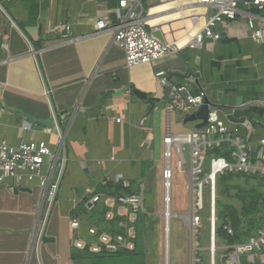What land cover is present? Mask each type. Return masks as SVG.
<instances>
[{
    "label": "crops",
    "instance_id": "obj_1",
    "mask_svg": "<svg viewBox=\"0 0 264 264\" xmlns=\"http://www.w3.org/2000/svg\"><path fill=\"white\" fill-rule=\"evenodd\" d=\"M151 1L143 0L145 15ZM118 2L10 0L0 6V141L10 146L45 141L52 152L59 149L62 168L51 205L43 203L35 186L0 183V264H83L71 258L74 243L93 239L82 220L80 230L70 227L73 211L116 176L133 185L136 194L142 188L145 202L163 199L159 178L166 164L167 127L172 134H186L201 122L167 114L156 69L191 95L205 90L211 106L230 112L240 108L233 116L247 125L236 126L252 157L264 138V111L258 105L264 102V43L251 38L248 26L252 19L258 28L264 10L240 6L234 20L213 27L218 40L188 46L184 43L199 23L190 21L193 6L178 7L192 4L159 0L148 11L147 30L155 37L168 35L178 51L153 65L127 67L112 32L96 29L99 19L116 22ZM64 26L68 31H61ZM183 155L188 163V148ZM172 204L169 192V215L183 219L189 209L173 213ZM171 220L165 203L168 240ZM240 264H264V251L241 256Z\"/></svg>",
    "mask_w": 264,
    "mask_h": 264
},
{
    "label": "built area",
    "instance_id": "obj_2",
    "mask_svg": "<svg viewBox=\"0 0 264 264\" xmlns=\"http://www.w3.org/2000/svg\"><path fill=\"white\" fill-rule=\"evenodd\" d=\"M9 1L0 0V6ZM156 1V4H158L159 0ZM179 1L186 2L187 0ZM155 6H148L145 15L143 0H119L115 11L116 22H111L108 18L97 21V32L104 30L112 32L113 44L123 51L127 67L144 64L153 65L168 55L176 54L178 51V45L172 39L170 40L168 35L160 33L161 38H157L148 32V11ZM187 6L204 10L205 16L200 15L190 18L192 23H200V27L194 39L185 44L199 46L204 39L218 40L220 35L213 32V27L224 20H234L240 6L254 7L258 11H263L264 0H196L192 5L186 2L183 7H178V9L187 8ZM174 10L177 11V9ZM212 11L213 14H211ZM248 26L251 30V38L256 42L264 43V18L258 28L255 27L252 19L248 20ZM62 30L68 31V27L64 26ZM6 38V36L3 37L4 40ZM2 47L4 51L7 50L5 43ZM154 78L159 87L166 92L163 98H166V112L168 115L177 113L182 121L184 117L194 114L204 105L206 100L205 90L201 89L196 95H191L185 86L171 83L166 71L163 69H156ZM258 105L264 111V102L258 103ZM237 110L241 109L234 108L231 110V114L233 115V112ZM222 113L219 110L209 111L206 127L199 130L194 129L186 134H172L169 127H167L163 139L166 163L164 170L165 182L171 179L170 161L173 150L178 157L177 172L188 174L189 181L186 190L191 194V205L193 206L190 226L196 235L198 234L205 204L204 190H207L210 203V264H215V251L217 249L214 235L216 177L227 173L264 176V138L259 140L258 151L252 157L248 145L239 137L238 127L236 125L233 128L229 127L225 114ZM116 122L119 123L120 119H116ZM242 125H245V123ZM245 126L247 127V125ZM224 145L229 147L230 160L223 157H212L207 160L209 150L221 149ZM185 148L189 149L188 163L184 160ZM59 152V149L55 153L52 152L45 141H22L18 146H10L5 141H0V183L10 180L17 186H35L43 193V203L51 205L55 200L62 177ZM47 164L48 168L46 169ZM113 182H122L124 186H127V183L120 176H116ZM101 199V195L92 194L84 205L85 211L87 213L93 211L96 205L101 202ZM116 203L119 204L117 210L119 215H123L124 209L130 210L134 214L143 213L145 205L143 189L141 188L139 193L131 196L109 198L107 204L112 207ZM112 217V211L106 214L107 220L112 219ZM70 227L76 231L80 230V219L72 217ZM119 227H123V224L119 223ZM224 229L228 235H232V230L229 227ZM87 234L93 241L77 240L74 243L77 249H88L92 253L114 254L121 250L132 251L134 248L133 243L121 234L111 236L108 233H99L95 227H88ZM195 240L197 241V236ZM196 246L199 248L198 242ZM223 250L226 253L222 264H240L241 256L263 252L264 223L246 242L224 247ZM198 251L195 253V264H201L197 254Z\"/></svg>",
    "mask_w": 264,
    "mask_h": 264
},
{
    "label": "rangeland",
    "instance_id": "obj_3",
    "mask_svg": "<svg viewBox=\"0 0 264 264\" xmlns=\"http://www.w3.org/2000/svg\"><path fill=\"white\" fill-rule=\"evenodd\" d=\"M157 3L152 0L150 5ZM176 12V11H175ZM213 14V11L211 12ZM159 32V31H158ZM160 34V33H159ZM177 155L175 151H172V158L170 161L172 175L170 179V193L172 196L173 213L187 212L190 209L189 205V193L185 191V182L188 180L182 174L177 173ZM165 167V165H164ZM164 170H162L160 180L161 191L163 199L156 204V196L153 199L146 200L144 205V212L141 213L146 217L143 225V242L141 245L142 251V264H165V223H164V211H165V179ZM233 185L238 186L240 189H234L228 196L220 197V200L225 205H233L238 213L247 210L251 201H257V208L255 211L247 217L242 216L241 221L243 223L242 228L248 229L250 226L248 223L253 222V226H257L263 222L264 219V180H243L234 179ZM253 191V192H252ZM205 204L201 215V223L198 228V234L196 235L192 230H189V222L184 218L181 219L178 215H171L172 220L169 224V264H191V257L193 258L192 264H195V253L198 251L199 257L202 259V264H210V214H209V196L207 190H204ZM171 208V207H170ZM209 214V217H208ZM125 215H127L128 221L134 223L136 214L127 209ZM128 233L130 238H133V229L129 226ZM198 237V241L195 237ZM168 241V239H167ZM200 244L197 248L196 243ZM193 248V249H192ZM222 253L216 249L215 254ZM168 255V254H167ZM219 256L215 257V264H220Z\"/></svg>",
    "mask_w": 264,
    "mask_h": 264
},
{
    "label": "trees",
    "instance_id": "obj_4",
    "mask_svg": "<svg viewBox=\"0 0 264 264\" xmlns=\"http://www.w3.org/2000/svg\"><path fill=\"white\" fill-rule=\"evenodd\" d=\"M212 157H223L230 160L227 145H224L221 149L209 150L207 152V160ZM234 179H243L246 181L258 179L259 181H263L264 176L259 177L245 175L243 173H227L216 177L214 235L215 247L222 253H219V255L215 254V257L219 256L220 264H222L225 259L226 252L223 250L224 247H230L234 244L246 242L258 229L262 227L264 223L263 219L261 224L254 227L253 222L250 221L248 223L250 226L248 229L242 228L243 223L241 221V217H247L251 214V212L255 211L258 204L257 201H251L248 209L244 210L241 214L238 213L233 205H225L221 202L220 197L228 196L234 189H240L238 186L232 184ZM132 186H124L122 182L114 183L113 181L104 183L93 193L102 196L101 202L96 205L95 209L88 213L85 211L84 205L90 199L87 198L83 201V203L76 207L73 211L72 217L79 218L84 224L88 225V227L97 228L99 233H108L111 236L118 234L124 235L127 240L133 243V250H121L118 253L107 254L103 252L92 253L87 249H74V251L71 252V258L74 262H81L83 264H142V262H140L142 258L141 245L143 242L142 228L146 217L140 212L136 213L134 223H130L125 215L118 214L117 210L119 208V204L116 203L112 207L107 204V200L109 198H117L119 196L127 197L136 194L133 192ZM110 211H112L113 217L112 219L107 220L106 214ZM119 223H122L123 227H119ZM129 226L133 229V238L129 237ZM225 227H229L232 230V235H228L227 231L224 229ZM197 254L199 256V253ZM199 258L202 264V259L201 257Z\"/></svg>",
    "mask_w": 264,
    "mask_h": 264
},
{
    "label": "water",
    "instance_id": "obj_5",
    "mask_svg": "<svg viewBox=\"0 0 264 264\" xmlns=\"http://www.w3.org/2000/svg\"><path fill=\"white\" fill-rule=\"evenodd\" d=\"M156 37L157 38H161V34H159V35L156 34ZM213 110H219L220 112L222 111L223 114H225L226 121L229 122L230 124L240 125V124L244 123V119H242V118L241 119H237L236 117H234L231 114V112L229 110L218 109V108H216L214 106H211V105L207 104L206 102L204 103V105L198 111H196L194 114L188 116L186 118L185 122L198 120L201 123L199 125H197L196 130L202 129V128L206 127V125H207V118H208L209 111H213ZM192 212H193V206L191 205L189 211L185 214V216H187L189 218V223H190V218L192 216ZM189 229H191V228H189ZM167 245L169 247V240L167 241L165 239V249H166ZM168 256H169V252H168V255H166V250H165V264H169ZM192 262H193V258L191 257V264H192Z\"/></svg>",
    "mask_w": 264,
    "mask_h": 264
},
{
    "label": "bare ground",
    "instance_id": "obj_6",
    "mask_svg": "<svg viewBox=\"0 0 264 264\" xmlns=\"http://www.w3.org/2000/svg\"><path fill=\"white\" fill-rule=\"evenodd\" d=\"M191 4L192 3H194L196 0H188ZM188 12H190V17H195V16H200V15H202V16H205V14H204V10L203 9H201V8H199V9H195L194 7L190 10V11H188ZM200 24V23H199ZM199 24H197L198 26H196L195 28H194V30H195V32H194V34H193V36H192V39L191 40H193L194 39V37H195V35H196V33L199 31ZM189 41H187L186 43H184V44H187ZM177 44V43H176ZM177 45H179V44H177ZM169 184H170V182L169 181H166L165 182V185H164V187H167V188H165V203H166V213H167V215L171 218V215H169V192H170V187H169ZM187 219H188V222H189V218L187 217ZM166 225H167V220H166ZM165 234H166V228H165ZM165 239L167 240L168 238H167V236L165 235ZM168 254V245H167V247H166V255Z\"/></svg>",
    "mask_w": 264,
    "mask_h": 264
}]
</instances>
